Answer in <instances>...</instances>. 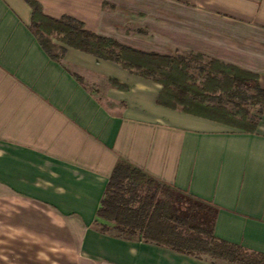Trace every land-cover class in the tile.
Wrapping results in <instances>:
<instances>
[{
  "label": "crops",
  "instance_id": "obj_1",
  "mask_svg": "<svg viewBox=\"0 0 264 264\" xmlns=\"http://www.w3.org/2000/svg\"><path fill=\"white\" fill-rule=\"evenodd\" d=\"M36 1L109 37L120 7L161 49L210 54L264 88V0ZM160 88L72 47L51 59L28 2L0 0V264H219L99 230L120 157L216 206L214 235L264 254V115L246 132L159 105Z\"/></svg>",
  "mask_w": 264,
  "mask_h": 264
},
{
  "label": "trees",
  "instance_id": "obj_2",
  "mask_svg": "<svg viewBox=\"0 0 264 264\" xmlns=\"http://www.w3.org/2000/svg\"><path fill=\"white\" fill-rule=\"evenodd\" d=\"M26 1L31 7V30L51 59L61 61L67 46L115 61L129 72L158 83L159 105L246 132L255 131L259 117L264 115V88L256 73L215 58L206 61L201 52L162 54L135 49L88 30L76 18L51 17L36 0ZM194 64L199 65L202 80L191 73ZM216 213L213 204L120 157L96 211L97 218L108 224H96L103 233L152 242L213 263L264 264V254L214 235Z\"/></svg>",
  "mask_w": 264,
  "mask_h": 264
},
{
  "label": "rangeland",
  "instance_id": "obj_3",
  "mask_svg": "<svg viewBox=\"0 0 264 264\" xmlns=\"http://www.w3.org/2000/svg\"><path fill=\"white\" fill-rule=\"evenodd\" d=\"M120 7H118L116 10H113L111 12V28L110 29V34L115 37L118 41H120L123 44L130 45L132 47H137V48H150L154 49L158 52H163V53H169V54H191V53H196L198 51H192V50H171V49H161V47H166V41H165V36H158V35H150L148 34L144 29L142 28H136L135 27V22H128L126 19V23H119L118 21L121 20L123 22L124 19L118 17L120 16ZM139 16V15H138ZM125 21V20H124ZM138 29L143 30L144 32H138ZM156 37V39H154ZM158 37V38H157ZM204 60H209L210 58H213L210 56V54H204ZM199 65H193L191 68V73L196 75L198 77V80H202V76L200 75L198 71ZM264 79V78H263ZM253 111V108H251ZM254 113V111H253ZM261 117V116H260ZM259 117V119H260ZM66 261V259H64Z\"/></svg>",
  "mask_w": 264,
  "mask_h": 264
}]
</instances>
